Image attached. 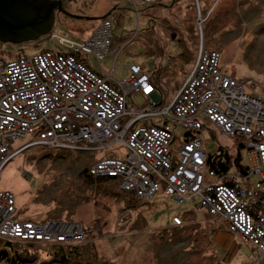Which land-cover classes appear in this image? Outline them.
Instances as JSON below:
<instances>
[{"label": "rangeland", "instance_id": "obj_1", "mask_svg": "<svg viewBox=\"0 0 264 264\" xmlns=\"http://www.w3.org/2000/svg\"><path fill=\"white\" fill-rule=\"evenodd\" d=\"M199 1L201 19L197 0H71L72 6L65 5L67 0H61V4L52 7V22L47 31L17 43L0 41V53L5 52V47L12 48L9 54H1L0 59L24 57L35 52L38 43L54 49L60 45L66 47L63 50L66 52L80 48L99 26L101 31L103 22L109 21L110 42L100 59L79 52L77 58L90 69H100V75L108 73L112 81L128 78L129 66L131 69L133 64L142 66L153 80H162L157 82V92L166 100L160 101V106L147 98L150 105H146L134 91L127 96L128 102L135 100L139 108H144V115L137 117L140 120L153 115L157 118L156 113L170 107L177 86L194 64L199 41L206 46L215 45L221 51L222 65L239 81L240 88L264 100V0ZM60 6L65 12L58 9ZM18 50L25 53L16 56ZM161 61L166 66L160 78L155 79L152 66ZM168 118L175 131L181 133L183 128L173 122L171 112L166 113V122ZM126 123L131 124L130 119ZM213 131L202 133L207 153L215 152L221 145L231 157L239 150L241 161L250 164L247 147L238 146L242 136L229 137L217 129ZM19 137L13 138L15 142H10V149L0 157L3 159L0 192L4 193L0 204V264H264L263 253L249 247L251 244L241 234L231 231L223 215L210 214L206 207L197 209L196 198L178 203L172 195L159 190L150 200L134 195L136 199L128 207L101 191L102 188L116 189L114 182L100 181L99 190L80 181L79 171L83 167H92L105 156L126 154L124 140L127 142L128 134L118 142L119 153L114 151L116 144L109 149L111 138H104L108 146L102 143L104 147L100 148H91L94 144L85 143L80 148L51 150L36 143L28 144L35 140L29 139L30 136ZM16 146H20V152L12 150ZM88 172L95 175L89 168ZM248 173L253 183L262 175V171L250 172V169ZM223 179L213 177L208 181L217 180L222 184ZM6 194L12 196L11 202H6ZM174 216L180 217L181 222L177 224ZM4 217L36 226L37 218H45L46 224L64 223L73 229L78 223L79 236L63 243L57 239L36 243L21 236L11 237L5 234L8 228ZM220 223L232 234V240L228 236L224 238V249L213 239L212 229H217ZM70 242L76 246L73 250L67 249L66 244ZM238 243L240 250L231 260ZM60 245L65 246L62 249L65 256L51 255Z\"/></svg>", "mask_w": 264, "mask_h": 264}, {"label": "built area", "instance_id": "obj_2", "mask_svg": "<svg viewBox=\"0 0 264 264\" xmlns=\"http://www.w3.org/2000/svg\"><path fill=\"white\" fill-rule=\"evenodd\" d=\"M110 36L111 22H103L101 31L99 26L80 48L70 49L75 53L42 50L24 57L0 59V142L4 144L0 143V157L10 149V142L13 144L14 139L23 135L35 139L28 144L36 143L51 150L80 148L85 143L94 144L91 148H100L108 146L104 138H111L109 149L116 144L114 151L119 153L118 142L128 134L127 142L124 140L126 154L105 156L92 167L88 165L89 170L95 175L111 176L117 188L138 198L150 200L159 190L172 195L178 203L196 198L197 209L206 207L210 214L223 215L231 231L241 234L264 254V100L256 94L245 93L239 81L225 70L220 52L199 41L194 64L186 75V82L179 86V94L169 102L170 107L156 113L157 118L153 115L140 120L137 117L144 115V108H139L135 100L128 102L127 96L134 91L142 99L160 106L158 81L148 79L138 64L130 69L138 71L137 76L112 81L108 73L100 75L77 58L79 52L100 59L102 51L109 46ZM15 91L24 93L19 102L13 98ZM149 100L146 105H150ZM165 112L168 115L171 112L173 122L183 128L181 133L169 123L170 118L166 122ZM214 129L229 137L235 134L243 137L250 172L262 171L263 179L253 183L249 173L236 176L228 170L218 175L206 167L208 154L202 133L214 132ZM183 168L186 175L196 177L194 185L192 181L187 185L178 176ZM213 177H233V180L230 184L208 181ZM3 194L0 192V204L4 201ZM6 196V202H11L12 196ZM221 197L230 202L229 206ZM3 220L8 228L5 234L9 236L64 241L73 233L55 230L47 222L36 226L8 217Z\"/></svg>", "mask_w": 264, "mask_h": 264}, {"label": "trees", "instance_id": "obj_3", "mask_svg": "<svg viewBox=\"0 0 264 264\" xmlns=\"http://www.w3.org/2000/svg\"><path fill=\"white\" fill-rule=\"evenodd\" d=\"M37 45L38 46L35 49V51H42V50L63 51L64 49H66V47L63 48L60 45H57L56 49L50 47L51 45L48 46V45L43 44L42 46H40L41 44H39V43ZM204 46L207 47V48H210V49H217L220 52V55H221V51L218 48H216L215 45L211 44L209 46H206V45H204ZM4 50H5L4 53H8L9 54L11 52L12 48L5 47ZM4 53H0V56H1V54H4ZM24 53L25 52L20 51V50L15 51L16 56H20V55H22ZM180 56L182 57V53H180ZM170 57L174 58V56L172 54H170ZM153 64H154V67H153L152 71H155V77L157 79H159L160 78V72L165 69L166 62L165 63L162 62V61L159 62V63L154 62ZM155 65H156L157 68L155 67ZM158 81H160V80H158ZM238 143H239L238 144L239 147H245V144H244L243 141L238 140ZM207 154L208 155L206 157L207 159H206V164H205L206 167L208 169H210V170L215 171L218 175H221L222 173L227 172L229 170L230 172H232L236 176H240V175H247V173L249 171L248 164H244L241 161V155L239 154V150L237 151V153L233 157H231V155H229V153L227 151V148L219 145L215 152L211 153L210 151H208ZM79 178H80V181H82L86 185L93 186L95 189H99V190H100V184H99L100 181L107 180V181L113 182L112 181L113 179H112L111 176L91 175L88 172V166L83 167L79 171ZM260 179H263V178H260ZM232 180H233V177L224 178L223 179V183L230 184ZM101 191L103 193H109L111 196L116 197L118 199V201H121L123 204L127 205L128 207H131L130 205L136 199V197L133 195V193L128 192V191H124V190H120L117 187H116V189L115 188H109V189L102 188ZM176 218L179 219V223H180L181 222V218L177 217V216H174V219H176ZM36 220L38 221V223L41 222L43 224L46 219L45 218H37ZM7 244H9V243H7ZM66 246H67V249L71 248L70 250H73V248L76 247L71 242L67 243ZM6 247L8 249H11L10 246H6ZM64 247L65 246H61V245L56 247L57 249L53 250L51 255H53V256L58 255L59 257H64L65 254H63V250H62Z\"/></svg>", "mask_w": 264, "mask_h": 264}, {"label": "water", "instance_id": "obj_4", "mask_svg": "<svg viewBox=\"0 0 264 264\" xmlns=\"http://www.w3.org/2000/svg\"><path fill=\"white\" fill-rule=\"evenodd\" d=\"M55 4H61V0H0V41L17 43L47 31ZM58 9L65 12L61 6Z\"/></svg>", "mask_w": 264, "mask_h": 264}, {"label": "bare ground", "instance_id": "obj_5", "mask_svg": "<svg viewBox=\"0 0 264 264\" xmlns=\"http://www.w3.org/2000/svg\"><path fill=\"white\" fill-rule=\"evenodd\" d=\"M214 4V3H213ZM200 5H201V3H200V1L199 0H197V10H198V16H199V19H201L202 18V15H201V12H200ZM203 11V10H202ZM203 18H205V17H203ZM198 29H200V26L198 27ZM200 36H202V33L199 31V37ZM154 67V65L152 66V68ZM155 67H156V65H155ZM138 68L140 69V70H142V72L144 73V72H146L145 71V69L142 67V66H138ZM157 68V67H156ZM151 69V68H150ZM129 75H134V76H137L138 75V71H132V70H130V68H129ZM147 78L148 79H153L152 77H151V74L150 73H148L147 72ZM155 79H156V77H155ZM184 80H182L181 81V83L178 85V86H181L182 85V82H186V76L183 78ZM157 82V81H156ZM21 86L23 87V88H25V85L24 84H21ZM177 86V90L175 91V93H174V96L176 95V93L177 94H179V90H180V88ZM179 88V89H178ZM176 89V88H175ZM166 92H170V90H168V89H166L165 90ZM5 93V92H4ZM11 94H12V90H11V92H10V94H9V96L8 97H10L11 96ZM249 94V93H248ZM23 95H24V93H22V94H20L18 91H15V92H13V98L17 101V102H19L20 100H22V97H23ZM150 95H152V94H150ZM257 95V94H256ZM259 96V95H258ZM260 97V96H259ZM166 100V98H162V101L164 102ZM143 102H145V103H148V100L147 99H143ZM142 102V103H143ZM240 133H242V135H244L245 134V132L243 131V130H241V132ZM14 151H19L20 149H18V146H16L14 149H13ZM20 152V151H19ZM18 152V153H19ZM97 158H99V157H97ZM189 158V157H188ZM121 159V158H120ZM187 159V158H186ZM184 169L185 168H183V169H181L180 170V173L178 174V176L179 177H182L183 178V180L186 182V184L188 185V183L190 182V181H192L191 182V184L192 185H194L195 184V182H196V177L195 176H193V175H186L185 173H184ZM201 181H204L203 179L201 180ZM199 185H201V183L199 184ZM221 196V195H220ZM222 198V201L224 202V203H226L228 206H229V204L228 203H230V202H228L227 201V199L225 198V197H221ZM14 203H15V200H14ZM231 209V208H230ZM5 218V217H4ZM19 224V223H18ZM76 225V227L73 229V227H71L70 228V226H68L67 224H64V223H53V228L55 229V230H61L62 232H64V233H66V234H70L69 233V231H71V229H73L72 231H73V233L70 235V237H71V240H74L75 238H77L78 236H79V234H78V231H80V230H78L79 228H80V225L77 223V224H75ZM17 226H20V225H17ZM75 229H76V231H75ZM249 234L251 233V230H249V232H248ZM256 236H257V234H256ZM11 237H15V238H18V236H11ZM75 237V238H74ZM24 238V237H23ZM73 238V239H72ZM26 239H28V240H33V241H35L36 243H38V242H45L44 240H37V239H30V238H26ZM59 242H64L63 240H58ZM35 242H33V243H35ZM47 242H53V241H47ZM56 242V241H55Z\"/></svg>", "mask_w": 264, "mask_h": 264}, {"label": "crops", "instance_id": "obj_6", "mask_svg": "<svg viewBox=\"0 0 264 264\" xmlns=\"http://www.w3.org/2000/svg\"><path fill=\"white\" fill-rule=\"evenodd\" d=\"M89 64L90 65H92L91 64V62H89ZM94 69H96L95 67H93ZM96 70H98V72H100V69H96ZM227 228L225 227V224H222V223H220L219 224V227L216 229H212V230H214V231H212L213 233L215 232V235H214V240L216 241L215 243H217V246L218 247H221L222 249H224L225 248V244H224V242H225V240L227 239V236H228V238L230 239V240H232L231 238H232V234L231 233H229L227 230H226ZM227 234V235H226ZM224 238H225V240H224ZM236 239V238H235ZM222 242V243H221ZM240 245L241 244H236V250H235V252L233 253V255H232V258H231V260L232 259H234L235 257H236V255L238 254V252H239V247H240ZM249 247H251L252 249H255L254 247H252V246H250L249 245ZM231 260H229L230 262H231Z\"/></svg>", "mask_w": 264, "mask_h": 264}, {"label": "flooded vegetation", "instance_id": "obj_7", "mask_svg": "<svg viewBox=\"0 0 264 264\" xmlns=\"http://www.w3.org/2000/svg\"><path fill=\"white\" fill-rule=\"evenodd\" d=\"M65 5L72 6L71 0H67V2H66ZM74 6H75V7H78L77 5H74Z\"/></svg>", "mask_w": 264, "mask_h": 264}]
</instances>
